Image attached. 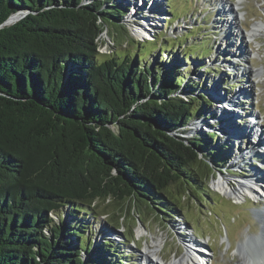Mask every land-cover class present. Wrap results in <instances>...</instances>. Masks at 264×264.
Instances as JSON below:
<instances>
[{"label": "trees", "instance_id": "16d2710c", "mask_svg": "<svg viewBox=\"0 0 264 264\" xmlns=\"http://www.w3.org/2000/svg\"><path fill=\"white\" fill-rule=\"evenodd\" d=\"M83 3L0 0V264H124L113 240L92 243L80 215L106 204L114 221L132 202L178 219L176 200L213 177L201 153L222 165L214 133L172 135L212 105L200 83L136 56L100 61L106 24L122 26L127 11Z\"/></svg>", "mask_w": 264, "mask_h": 264}, {"label": "rangeland", "instance_id": "374dc122", "mask_svg": "<svg viewBox=\"0 0 264 264\" xmlns=\"http://www.w3.org/2000/svg\"><path fill=\"white\" fill-rule=\"evenodd\" d=\"M239 1L109 0L127 11L122 14L121 22L125 30L119 24L111 27L108 25V33L103 37L98 50L100 61L112 57L123 60L125 57L136 56L143 59L146 67L150 65L153 69L160 66L163 72L175 68L179 70L178 76L200 83L201 90L197 94L206 95L212 105H208L205 114L188 125L184 137L191 139L214 133L218 137L210 138V145L212 149L216 150L219 145L222 149L218 155L222 165L217 164L211 155L204 152L201 155L204 161L212 163L215 176L211 180L200 178L201 185L196 189L190 186L192 190L186 199L176 200L181 202L178 204V219H163L159 212L149 211L141 204L132 202L129 203L125 216L122 213L115 215L114 221L117 222L108 214L110 208L106 204L97 207L94 218L80 215L83 223L88 222L86 227L91 228L88 234L92 243L97 246L105 239H112L115 243L112 250H116L115 254L118 251L124 256V264H150L151 260L155 264H171L187 254V247L197 243L209 255V259L206 258L203 262L240 264L242 258L238 249L252 238L255 241L250 245L249 254L256 252L255 259L259 257L255 244L264 242V230L260 223L264 219V203L260 202L264 200L253 203L248 198L245 199L249 190L245 180L251 178L250 182L257 181L253 177L254 169L264 173V154L260 157L254 156V162L252 142L248 146L242 138L235 142L229 134L223 135V126L231 121V118L224 117L236 113L234 109L237 110L238 105L235 107L229 104L231 111L228 112L230 109L225 104L221 107L220 99L219 105H216L217 99L213 93L216 88L219 96L229 100L238 93V89L240 92L244 90L245 93L240 95L246 98L244 94H251V106L257 104L264 119V0ZM83 2L87 4L90 0ZM159 8L162 9L161 12L157 11ZM231 8L237 10L236 14L240 16L238 19L230 12ZM149 19V35H140L136 28L146 26L144 23ZM255 25H261L263 29L250 39L248 36ZM242 32L245 35L242 36ZM203 50L207 53L200 56ZM185 51H191L192 56L188 58ZM234 54L243 56L234 62L244 65L245 68L238 65L232 71L228 67L232 66L230 62L235 58ZM207 68H212L213 71L207 72ZM245 71H252V74L247 75ZM248 77L250 84L242 83ZM185 83L187 84V80ZM184 90L179 89L176 95L186 96ZM236 101L240 102L239 99ZM190 104L195 109L200 105L197 101H191ZM235 120L236 130H241V121ZM262 129L264 134V121ZM223 145L227 146L226 149ZM199 174L203 177L202 173ZM221 178L229 180L230 188L235 191L240 189L244 193L237 197L220 192L214 184ZM172 189L175 190L174 187ZM207 189L211 192L209 195L205 192ZM53 218L55 222H60L58 215ZM61 219L63 225L72 223L66 214ZM125 236H128L127 240ZM156 243L160 247V259L147 254V249L155 250ZM108 247L109 245L105 248ZM193 257L201 260L196 254Z\"/></svg>", "mask_w": 264, "mask_h": 264}, {"label": "bare ground", "instance_id": "6f19581e", "mask_svg": "<svg viewBox=\"0 0 264 264\" xmlns=\"http://www.w3.org/2000/svg\"><path fill=\"white\" fill-rule=\"evenodd\" d=\"M155 1V0H154ZM241 1V0H240ZM239 1V2H240ZM158 3V2H157ZM156 3V4H157ZM233 14L234 15H236V18L238 19L240 16H239V14L237 15L236 14V11H235V9H233ZM146 26H144L143 28L142 27H137L136 29L138 30V33H140V35H149V34H147L148 32H149V30H148V28L147 27H151V25H150V19L148 20V21H146L145 23H144ZM140 25V24H139ZM138 26V25H137ZM261 29H263V26H261V25H255L254 26V29H252V31H251V33H250V35L248 36L250 39L251 38H253V37H255V35L254 34H257ZM247 37V38H248ZM241 54H242V52H241ZM235 55V54H234ZM250 74H252V71H250V72H247V75H250ZM213 93L215 94V97H216V99H217V101H216V105H219V103H218V99H220L221 100V107H222V105L223 104H225L227 107H228V105L229 104H233V106L235 105V107L238 105V104H236L235 102H236V99L235 98H238L239 97V95L240 94H243V93H245L244 92V90H241V92L239 93L238 92V97H235V98H233V100H234V103L233 102H231L230 100H224L223 99V97H221V96H219L218 95V92H216V88H214L213 89ZM248 99H250V95H249V93H246V94H244ZM235 96V95H234ZM233 96V97H234ZM241 97H242V95H241ZM224 106V105H223ZM234 107V108H235ZM238 107V106H237ZM229 108V107H228ZM230 109V108H229ZM227 110V109H226ZM221 111V110H220ZM228 112H230L231 111V109L230 110H227ZM233 112V111H232ZM238 114L240 115V113L238 112ZM238 114H236V113H232V115H227V116H225L224 117V119H227V118H231V121L229 122V123H227L225 126H223V128H224V130H222L223 131V135H230L231 136V138L232 139H234V141L235 142H237L236 140H239L240 138H242L243 136H242V131H243V129H241V130H236L237 129V127H236V125H237V122H236V120L235 119H237L238 121L240 120L241 121V118H239L238 119V117H237V115ZM241 116V115H240ZM235 118V119H234ZM218 132H220V131H218ZM221 133V132H220ZM227 133V134H226ZM262 133H263V131H262ZM246 140V143H247V145L249 146V143L250 142H248V137H246L245 139L244 138H242V141H245ZM251 144V143H250ZM252 148V150H253V152H254V147L252 146L251 147ZM252 156H253V154H252ZM256 156V155H255ZM229 168V167H228ZM253 177H255V179L256 180H260V178H263V180L262 181H264V173H262V171H260V170H258V169H254V176ZM250 181H252L251 180V178H249V179H246L245 180V182L249 185V190L248 191H250V192H248V193H256V188L253 186V184H252V182H250ZM239 183V182H238ZM254 183H256V182H254ZM214 186H215V188L217 189V190H219L220 192H225L226 194H229V195H236L237 197L238 196H241L242 195V193H244L243 191H241L240 189H237L236 191L233 189V188H230L229 187V180L228 179H225V178H221L220 180H217L216 181V183L214 184ZM254 189V190H253ZM247 191V190H246ZM255 191V192H254ZM254 196H255V194H254ZM263 230H264V228H263ZM263 230H262V232H263ZM249 238H251V237H249ZM253 239V238H252ZM252 239H248V241H246L245 242V245H242L241 247H240V249H238V251L240 252V255H241V260H240V264H258V262H259V264H264V252H262V253H259V257H257L256 259H255V257H253L251 254H249V253H251L250 252V245L252 244V242L253 241H255V240H252ZM264 243V242H263ZM262 243V244H263ZM157 245H159V244H157L156 243V248H155V250L154 251H150L149 249H147L146 251H147V254H150V256L152 257V258H157V259H160L159 257H158V254H159V248L160 247H158ZM188 249H187V254L185 255V256H183L181 259H179L178 261H174V262H172L171 264H200V262H202V261H200V258L198 259V257L196 258H194L193 256L196 254L197 256H199V257H201V260H204V259H206L207 258V255H206V253H205V250H204V248L200 245V244H195V245H192V246H189V247H187ZM244 248V249H243ZM246 252H245V251ZM194 254V255H193ZM195 259V260H194ZM150 264H155V261L154 260H151V262H150ZM157 264V263H156Z\"/></svg>", "mask_w": 264, "mask_h": 264}, {"label": "water", "instance_id": "95a60500", "mask_svg": "<svg viewBox=\"0 0 264 264\" xmlns=\"http://www.w3.org/2000/svg\"><path fill=\"white\" fill-rule=\"evenodd\" d=\"M84 4V3H83ZM25 15H26V13L25 12H23V11H19L18 13H16V14H13L2 26H1V28L2 27H5V26H11V25H13V24H15V23H17L19 20H21L22 18H24L25 17ZM108 25L111 27L112 25L111 24H106V26H105V28H104V32H103V34L100 36V43H101V41H102V39H103V37L105 36V35H107V33H108ZM122 27V26H121ZM112 29V28H111ZM124 30H125V28H124ZM136 34H137V32H136ZM138 35V34H137ZM124 37H126V36H124ZM172 135H174V136H183L184 137V135H182V134H179V135H177V134H172ZM186 138V137H185ZM201 155H202V153H201ZM201 155H200V159H201V161H203V163L205 162L207 165H209V166H205V164L202 166L203 168H204V170H207V168H209L210 170H211V172H212V175H213V177L215 176V174H214V171H213V169H212V167H211V163H209L208 161H204L202 158H201ZM207 167V168H206ZM202 169V168H201ZM202 171H203V169H202ZM200 172V171H199ZM201 173V172H200ZM212 177V178H213ZM255 249L256 250H258L259 251V246L257 247V245H256V247H255ZM257 251V252H258ZM256 252H254V254L252 253V256L253 257H256Z\"/></svg>", "mask_w": 264, "mask_h": 264}]
</instances>
